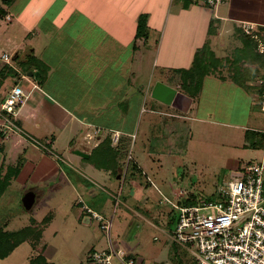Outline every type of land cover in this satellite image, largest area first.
Returning a JSON list of instances; mask_svg holds the SVG:
<instances>
[{
	"label": "rangeland",
	"instance_id": "rangeland-1",
	"mask_svg": "<svg viewBox=\"0 0 264 264\" xmlns=\"http://www.w3.org/2000/svg\"><path fill=\"white\" fill-rule=\"evenodd\" d=\"M95 1L16 0L14 6H11V9L8 8L7 15L3 19H0V91H7L16 84L14 78H12L14 73L24 76L19 83L23 90L26 84L25 80L31 82L26 87L28 91L30 89L34 90L32 84L43 88L45 78L41 66L50 63L56 58L62 59L63 56L67 55L66 53L63 54L62 51L65 52L69 48V45L72 48L76 47L78 49L80 47L93 49V45L94 47L95 45H100L109 34L112 35V32L114 34L117 33L114 32L115 29L110 20L113 17L112 15L116 14L117 7L121 9L123 7L122 4L127 2L125 9L128 13L138 3V0L135 2H132V0L130 2L128 0H98L97 4ZM118 1L119 3H117ZM183 2L188 7L191 6L189 0H183ZM69 3L72 4L70 5ZM177 4V0L174 2L169 0L162 23L165 27L167 24L170 25L172 19L170 14L173 13ZM95 5H97L96 11H98L100 5V14L94 19ZM0 6L4 8L2 0H0ZM139 6L141 7L140 4ZM49 15L53 17L48 18ZM60 16H62L61 19L59 18ZM55 18L57 19L56 21L54 20ZM140 19L145 20L146 32L147 23L145 15L139 17L135 27L137 29L138 22L141 21ZM179 24L178 30L180 29L181 21H179ZM183 26L182 32H187V37L185 38L187 33L184 37H179L180 32H178L179 34L171 32L174 35L169 37L168 34L166 36V41L164 40L165 42L162 43L161 51L162 58L167 60L168 65L171 66L172 64L174 65L173 67H179L180 69L189 67L187 63V40L190 28H187L186 24ZM151 29L153 31L154 29L156 30V28ZM160 33L152 32L151 42L154 40L158 41ZM175 35H177V38ZM138 45L139 43H136L134 47L135 54L138 50ZM141 49L142 46H140V52L136 58L139 61L138 63H140L139 83L133 81L130 85H137V87L140 86L144 87L145 90L147 89L146 92L148 94L145 96L143 103L144 109H148L151 105H157V109L159 111L162 110L163 113L157 115L158 126L153 127V131L150 132L151 137H148L147 141L140 139V135L143 132L142 125L136 131L135 140L132 138L134 144L131 147V154L129 156L132 160L129 161L127 159V153L124 165L125 171L127 163L132 161L138 163L142 170H138L135 175L128 172L130 176L126 179L125 186H123L122 181L120 184L116 181L117 184L113 187L115 193L112 194V206L110 208L101 209L95 207L94 210L101 214L104 219L110 220L112 218L110 229V241L112 245L116 249L124 250L135 260L136 264H161L163 261H169L171 264H195L194 257L189 250L177 245L172 239L177 222V209L168 200L182 204L183 200L192 195L197 200L213 199L225 181L238 176L239 168L237 165L239 162L243 164H257L264 161V140L261 130L264 116L258 110V105L253 104L252 110L255 112H252L251 120L247 125L248 127H257L254 134L258 141L257 144L249 140L248 133L246 135L244 131L234 127L238 123V119L232 120L230 118V123L232 124L225 126L216 123L212 124L210 120L214 119V116L207 112L208 109L204 107V88L207 86L206 88L211 95L208 103L213 104L214 102V106L219 108L223 104L218 93L221 89L217 87L220 78L213 79L208 84V81L204 80L203 77L201 79L199 97L195 98V96H191L192 102L189 109L186 112L176 109L172 105V102L175 95L178 94L177 92L180 91L185 95L189 94L183 88L186 86L184 83H187L188 80L180 81V71L183 70L173 72V77L169 81H166L167 75L161 69L163 65L161 55L156 57L154 47L153 49L151 48L152 50L148 49L149 51ZM4 55L8 56L9 61L7 63L2 61V56ZM123 64L125 63L120 65L121 71L123 70ZM212 65L213 62L208 61V66H210L209 71L214 72L211 74L219 77L217 75L219 71L217 70L220 62L217 64V70ZM35 68L40 70L39 76L37 78L29 77L26 74L29 71L37 76L38 72L32 71ZM253 71L256 72V68L250 69V71L249 69L241 68L236 77L237 85L241 86L246 77L250 73L252 74ZM114 73L112 76L106 75L103 80L111 78L110 80L113 81L115 77ZM3 75L5 76L3 77ZM124 81H127V77ZM163 85L172 95V101L161 102L155 98L154 92L156 87H163ZM102 89L103 91H101L100 87L97 88V91L102 92L99 96L104 97L106 93H111L105 89V86ZM134 89L133 87L132 91ZM4 93L2 94L3 96L5 95ZM101 103L103 105L97 104L95 106L97 108H95L97 112L95 118H99V121L105 120L104 115L109 110L107 107H111L113 102L103 99ZM231 104L235 106L232 102ZM239 107L242 106L239 105ZM230 108L231 110L233 109L231 106ZM168 113L176 114L179 118H170ZM102 114L103 117H101ZM112 114L113 111L110 110L109 117ZM216 115H218V112ZM11 120H16V116H12ZM27 132L30 133L28 129ZM87 133L92 136L88 142V146L93 147L96 142L94 131L90 128L87 130ZM21 134L26 135L22 130ZM103 135L105 136L106 134ZM242 136L246 137H243V139ZM9 137L10 134L3 137V139H8ZM34 142L39 143L38 141ZM141 142H144L146 145L145 150L141 147ZM103 144L104 146L101 148V151L105 155L110 150V154L112 155L109 159L110 161L121 156L122 150H116L111 146L115 145L111 137L110 140H104ZM121 146L125 147V144ZM124 153L122 156H125ZM101 161L105 166L107 165L104 161L108 160L101 158ZM132 166L133 168L135 167L133 164ZM20 167V165L16 167L9 164L8 161L0 166V235L4 233L2 232V226L7 223L8 225L13 224L18 230H30L29 226L34 225L37 227L38 225H42L47 221L50 214L54 215L56 219L53 220V224L45 231L44 238L41 240L43 243H47L52 248L64 249L67 245L83 242L85 240L83 237H75V242L67 233L70 232L69 228L76 223V211L80 214L83 211L81 204H79L80 201L84 204H88V201L81 197L76 198L75 193H72L73 196H70V199V187L64 186L65 188L62 187V190L57 192L55 187L46 189L36 186L31 181H27L23 184L26 185L25 187H30L29 190L34 194L35 201L30 209H23L21 200L24 195L23 193L27 190L19 191L22 188V184H18L12 180L10 187L6 186V188H2L5 184L3 180L4 176L12 177L13 171L18 174L19 170H21ZM111 169L114 172L115 167L111 166ZM122 171L123 167L122 170H118L121 174ZM103 174L101 176L105 179L106 175ZM139 183L142 185L139 186L140 193L136 189H133ZM95 187L97 188L98 186L94 183V189H96ZM2 189L4 191L3 195ZM99 189L105 191V188ZM130 189H132V192ZM118 192L120 203L115 207V196ZM145 196L149 198L147 203L143 202ZM182 196L183 199L181 198ZM108 199L111 200V198ZM95 223L98 226V222L94 220L92 224L94 225ZM60 225L64 229L62 239L65 241H62L58 235L53 238L54 231L60 229ZM92 231L91 229V234ZM17 232L12 235L18 241L20 238ZM94 236L95 234H93ZM92 241H94L93 238L89 239L85 244L83 242L84 245L80 248L76 246L75 248L81 252L90 251L92 249L90 247L93 245ZM100 245L94 251L100 250L104 246L103 239ZM25 262L26 260L22 258L21 254H18L11 256L3 262L0 261V264H25Z\"/></svg>",
	"mask_w": 264,
	"mask_h": 264
},
{
	"label": "crops",
	"instance_id": "crops-1",
	"mask_svg": "<svg viewBox=\"0 0 264 264\" xmlns=\"http://www.w3.org/2000/svg\"><path fill=\"white\" fill-rule=\"evenodd\" d=\"M128 1L130 2V0ZM135 1L132 0V2ZM171 1L174 2L175 0ZM189 2L191 6L188 7L183 0H177V7L170 14L172 18L170 25L167 24L166 27L162 23L169 0H142V2L138 0L136 7H132L128 13L125 9L127 2H125L122 4L123 7L121 9L117 7L116 14H113V17L110 18L115 29L114 32H117L116 34L112 32V35L109 34L100 45H95V47L93 45V49L81 47L78 49L69 45L65 52L62 51L63 54H67L62 59L56 58L50 63L41 66L45 78L43 88L37 86V89L28 91L26 87L31 82L29 80L24 81L26 83L24 91L28 94V97L20 108L16 110V120L13 123L26 135L21 134V132L11 133L8 139H3L0 136V166L8 161L9 164L16 167L20 165V169L23 171L19 170L18 174L16 173L12 176L13 178L9 177L7 186L10 187L12 180L18 184L21 183L22 188L19 191L27 190L23 194L31 192L29 190L30 187H25L26 185L23 184L27 181H31L36 186L46 189L55 187L57 192L61 191V188L65 186L67 188L70 187L69 198L73 196L72 193H75L76 198L81 197L87 200L88 205L92 209L95 207L108 209L112 206V194L115 193L113 187L117 182L120 184L121 181L123 186H125L126 179L130 176L128 172L133 173V175L136 173L132 172V164L137 171L142 170L135 161L127 163L126 171L124 167L127 153V159L129 161L132 160L129 156L136 138V131L142 125L143 132L140 135V139L147 141L148 137H151L150 132L153 131V127L158 126L157 115L163 113L162 110L159 111L157 109V105H151L148 109H144L143 103L145 96L148 94L146 92L147 89L145 90L144 87L140 86L137 87V85H130L133 81L139 83L140 63H138L139 61L136 58L140 52V46H142L141 50L146 49L147 51L152 50L154 47L156 57L161 55L163 64L161 69L167 75L166 81L173 77V72L175 71L189 70L197 52L207 47L212 54L208 57L210 61L217 60L218 63L220 62L218 70L216 69L219 71L217 74L219 77L211 74L214 72H209L203 75L201 79L204 77V80L208 81L207 83L209 84V81L220 78L217 87L221 89L218 93L219 98L223 101L219 108L214 106V102L213 104L208 103L211 95L206 88L207 86L204 88V107L208 109H206L207 112L214 116V119L210 121L212 124L216 123L225 126L232 124L230 123V118L232 120L238 119V123L233 124L234 127L244 131L246 135L248 133L251 142L253 141L254 144L258 143L254 136L257 127H248L247 124L251 120L252 112H255L252 110L253 104L258 105V110L260 111V84L264 81V0H225L216 10H212L202 3H191L190 0ZM15 3L16 0L12 7ZM95 3L97 4L98 0ZM69 4L71 5L72 3ZM100 5L98 11L95 10L97 5L94 7V19L100 14ZM142 15L146 17V37L136 38L135 25ZM51 17L53 16H48V18ZM59 18L61 19L62 16ZM54 20L56 21L57 19L55 18ZM179 21H181V26L178 30ZM185 24L187 28H190L187 40V63L189 67H181L182 69H180L179 67H173L174 65L172 64L171 66L168 65L167 60L162 58L161 51L162 43L166 41V36L168 34L169 37L174 35L171 32H180V34L178 33L179 37H184L187 33L182 32ZM245 24L253 28L250 35L245 34L242 30ZM151 28H156V30L154 29L153 31ZM162 29L163 31H161ZM152 32H161L158 41L154 40L151 42ZM187 35L188 33L185 38ZM175 37L177 38V35ZM136 43H139V45L135 54L134 47ZM122 63L127 64L125 68V64L122 65L123 70L121 71L120 65ZM241 68L249 69V71L256 68V72L250 73L243 84L239 86L237 85L236 77ZM51 70H53V73L50 72ZM32 71L40 72L38 68ZM113 73L115 74L114 82L110 80L111 78L103 80L106 75L112 76ZM26 74L32 78L39 76V73L36 77L30 76L31 71ZM23 77L22 74L18 75L17 73L12 76L15 83L17 78L21 81ZM126 77L127 81L125 82ZM201 79L199 80L200 84L202 83ZM200 84L197 91L193 94L185 95L180 91L177 93L189 98L191 105V96L199 97ZM103 86L111 92L110 94L104 92L106 93L104 97L99 96L102 92L97 91L98 87L103 91ZM12 87L7 91H0V100L7 95ZM133 87L135 89L132 91ZM3 93L5 94L4 96L2 95ZM154 96L161 102L172 101V95L164 88V85L163 87L158 86ZM103 99L113 103L111 107H107L109 110L104 115L105 120L99 121V118H95L97 113L95 106L97 104L103 105L101 103ZM239 105L242 107H239ZM230 106L233 107L232 110ZM110 110L113 111L111 117H109ZM217 112L218 115H216ZM168 115H170V118H179L176 114L168 113ZM262 115L264 116L263 113ZM101 117H103V114ZM262 124L261 130L264 129V123ZM90 128L93 129L96 136V142L93 147L88 146V142L92 138L91 134L87 133ZM27 129L30 133L27 132ZM114 132L119 133L120 136L115 145L111 146L116 150H122L121 156L114 158L115 160L112 159V162L108 160L110 165L107 164V170L98 169L94 166V160L93 162L91 161L92 156L94 159V150L99 149V145L103 147V141L110 140ZM103 134L106 135L104 136ZM78 136L80 137L78 138ZM243 137L245 138L246 136ZM34 141L39 143L37 144ZM141 143V147L145 150L146 145L144 142ZM123 144H125V147L121 146ZM125 150L126 152L124 153ZM75 151L86 154L87 158L74 154ZM123 153L125 156H122ZM112 165L115 167L114 172L111 169ZM242 165L243 163L239 162L237 166L240 168ZM122 167L123 171L121 174L118 170H122ZM102 173L106 175L105 179L102 178ZM94 183L98 186L97 188L95 187L96 189H94ZM139 186L142 185L139 183L133 189L140 193ZM99 188H105V191ZM130 190L132 192V189ZM3 193L4 191L2 195ZM108 198H111V200ZM148 200L149 198L145 196L143 202L147 203ZM76 214V223L69 228L70 232L67 234L73 239L75 237H83L85 239L83 240L84 244L93 238L95 242L92 241L93 245L90 247L92 248L90 251L81 252L75 248V246L80 248L84 245L82 241L76 242V239L73 241L77 245H67L64 249L52 248L47 243H43L41 240L44 238L45 231L56 219L54 215L49 214L36 247L32 246L28 241L23 242L5 259H0V261L3 262L11 256L21 254L22 258L26 260L25 264L28 262L29 264H83L94 249L101 246L102 239L104 246L100 250L107 248V242L109 244V241L105 234L99 230L97 224H92L94 220L86 212L82 211L80 214L76 211ZM2 228V232L8 234H15L20 231L13 224L8 225V223L3 225ZM29 228L33 229L35 226H29ZM91 229L93 230L92 234ZM62 234H64V229L60 225V229L54 231L53 238L58 235L62 239ZM93 234H95L94 237ZM62 241L65 240L62 239Z\"/></svg>",
	"mask_w": 264,
	"mask_h": 264
},
{
	"label": "built area",
	"instance_id": "built-area-1",
	"mask_svg": "<svg viewBox=\"0 0 264 264\" xmlns=\"http://www.w3.org/2000/svg\"><path fill=\"white\" fill-rule=\"evenodd\" d=\"M224 2L191 0V3H202L212 10ZM252 29L247 24L242 27L247 35L251 34ZM2 60L7 63L8 56H2ZM19 82L17 78L16 84L0 100V133L3 137L21 132L11 120L28 97ZM32 88L37 89V85L33 84ZM260 89L259 109L264 114V81ZM262 135L264 140V129ZM118 138L119 133L114 132L112 141L116 143ZM237 175L225 181L217 193V199H195L187 205L168 200L177 209L172 239L177 245L189 250L195 264H264V161L243 164ZM119 203L118 192L115 207ZM79 204L91 219L98 222L99 230L109 241L107 248L93 251L84 264H136L124 250L112 245V218L104 219L88 204L81 201ZM161 264L171 263L163 261Z\"/></svg>",
	"mask_w": 264,
	"mask_h": 264
},
{
	"label": "trees",
	"instance_id": "trees-1",
	"mask_svg": "<svg viewBox=\"0 0 264 264\" xmlns=\"http://www.w3.org/2000/svg\"><path fill=\"white\" fill-rule=\"evenodd\" d=\"M14 0H2V5L4 6V8L2 6H0V19L4 18V16L7 15L8 13V8H10L13 4ZM141 20V19H140ZM139 37H146L145 34V20H141L138 22V26L136 29V38ZM211 52L208 50L207 47H204L202 49H200L196 56L195 59L193 61V64L191 66V68L187 71H180L181 73V79L180 81L183 82L185 80H188V84H186L185 87H183L184 89H186L188 91L189 94H193L197 91L199 84H200V79L203 75L208 74L209 68H208V61H210V59L208 58L209 56H211ZM213 63H216L217 60H211ZM217 64H213L212 67H214L215 69H217ZM178 72V71H176ZM40 74V72H38ZM38 74V75H39ZM199 82V83H198ZM1 138H3V135L0 133ZM107 142V141H106ZM105 142V143H106ZM102 146H100L99 149H95L94 150V159L93 156L92 158V162L94 160V166H96L98 169H104L107 170L108 167L107 165L105 166V164L101 161V158H103L104 160H109L111 158V154H110V150L109 152L107 151L104 155L103 151H101ZM106 164H109V161H104ZM110 165V164H109ZM108 165V166H109ZM113 166V165H112ZM132 168V172H137V170L135 169V167ZM17 170V169H16ZM13 175H15L16 173H12ZM11 175V176H13ZM5 182V184L3 185V189L6 188L7 184L9 183V177H7V175L4 176L3 179ZM2 189V192H3ZM214 199H217V195L215 194V196L213 197ZM186 199V198H185ZM194 196H190L187 197L186 200H183V204H190L194 201ZM85 212V211H84ZM47 221H45L42 225H39L35 228H33V230H20L18 231L19 233V240H15L12 234H8V233H2L0 235V259H5L18 245H20L23 242H30V244L34 247L37 246L41 233H42V229L43 227L46 225ZM88 260V259H87Z\"/></svg>",
	"mask_w": 264,
	"mask_h": 264
},
{
	"label": "water",
	"instance_id": "water-1",
	"mask_svg": "<svg viewBox=\"0 0 264 264\" xmlns=\"http://www.w3.org/2000/svg\"><path fill=\"white\" fill-rule=\"evenodd\" d=\"M29 75L36 77V75H33L32 73ZM157 89H158V86L155 89V93L157 92ZM190 101L191 100L189 98H187L186 96H183L182 94H177L173 99L172 105L176 109H178L182 112H186L188 110L189 105H190ZM74 154H76L80 157L87 158V155L80 152V151H75ZM34 201H35V196L32 192H28V193L24 194L23 198L21 200V204H22L23 209H27V210L30 209L34 204Z\"/></svg>",
	"mask_w": 264,
	"mask_h": 264
}]
</instances>
